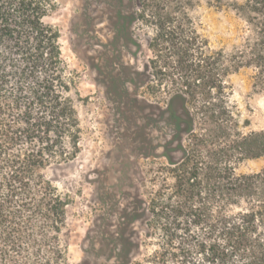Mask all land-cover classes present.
<instances>
[{
  "label": "trees",
  "instance_id": "1",
  "mask_svg": "<svg viewBox=\"0 0 264 264\" xmlns=\"http://www.w3.org/2000/svg\"><path fill=\"white\" fill-rule=\"evenodd\" d=\"M201 2L244 20L243 40L231 51H211L207 39L200 45L190 9ZM126 5L141 11L143 24L156 25L147 45L165 57L173 77L168 147L182 154L168 155L172 184L157 188L148 203L141 200V214L149 215L146 237L155 238L146 261L264 264V166L235 170L244 159L264 157V130L243 131L226 79L249 67L264 86V0ZM51 8L46 0H0V264H69L61 233L71 199L51 171L81 151V97L59 32L44 20ZM136 244L144 248L147 239Z\"/></svg>",
  "mask_w": 264,
  "mask_h": 264
},
{
  "label": "rangeland",
  "instance_id": "2",
  "mask_svg": "<svg viewBox=\"0 0 264 264\" xmlns=\"http://www.w3.org/2000/svg\"><path fill=\"white\" fill-rule=\"evenodd\" d=\"M46 3L52 8L44 20L59 32L62 55L81 97V151L51 171L71 199L61 233L67 262L124 264L131 256L129 264H149L145 255L155 249V238L146 237L149 215L141 214V200L148 203L157 188L172 184L168 155L182 156L168 147L174 134L168 114L173 77L165 57L147 45L148 37L157 35L156 25L143 24L141 11L129 8L126 0ZM190 16L200 45L207 39L211 51H231L246 32L244 20L230 8L201 2ZM226 79L243 131L264 130V86L255 84L253 69L242 67ZM263 166L264 157L247 158L235 170L252 173ZM144 237L143 248L136 243ZM127 239L133 241L130 254Z\"/></svg>",
  "mask_w": 264,
  "mask_h": 264
}]
</instances>
